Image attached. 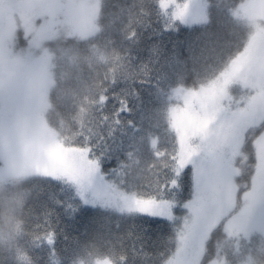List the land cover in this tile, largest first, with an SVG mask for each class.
<instances>
[{"label": "trees", "instance_id": "obj_1", "mask_svg": "<svg viewBox=\"0 0 264 264\" xmlns=\"http://www.w3.org/2000/svg\"><path fill=\"white\" fill-rule=\"evenodd\" d=\"M243 3L208 0L207 23L188 26L179 22L169 28L172 13L168 10L165 15L159 0H100L91 35L72 36L59 27L42 44L52 55L47 124L69 146L79 143L81 128L89 131L93 145L100 142L96 151L104 154L102 172L109 182L129 191H155L156 172L161 181L167 173L151 167L157 161L150 139L159 136L160 148L172 149L165 123L168 97L180 85L192 87L214 78L243 49L254 32L238 15ZM238 90L234 86L233 94ZM102 95L108 101L101 110ZM120 100L127 101L130 112L122 113V123L116 126L111 118ZM104 115L109 121L102 119ZM244 151L248 162L237 161V167L243 168L238 177L242 192L253 173L251 142ZM121 164L127 165L123 177L113 171H119ZM180 184L182 204L192 199L191 168L185 170ZM176 215L181 219L170 223L89 207L70 185L39 175L0 182V264H96L105 260L162 264L176 247V229L186 210L177 208ZM49 232L55 233L54 246L36 239ZM22 256L28 260L22 261ZM214 261L264 264V234L249 241L230 236L222 222L207 240L201 264Z\"/></svg>", "mask_w": 264, "mask_h": 264}, {"label": "snow or ice", "instance_id": "obj_2", "mask_svg": "<svg viewBox=\"0 0 264 264\" xmlns=\"http://www.w3.org/2000/svg\"><path fill=\"white\" fill-rule=\"evenodd\" d=\"M159 5L165 15L175 5L169 28L174 23L186 22L187 5L181 6L177 0H159ZM67 7L71 9L73 5ZM241 12L254 29L243 49L214 78L192 87L180 85L168 97L165 123L172 149H161L159 136L150 139L157 161L151 167L163 168L167 173L161 181L160 173L156 172L155 191H129L115 181L109 182L102 172L104 154L96 151L100 142L94 146L93 135L83 128L78 144L69 146L55 141V149L46 150L31 166L49 179L74 186L86 205L140 213L170 223L181 219L176 209L182 207L186 215L176 229V247L162 264H201L206 242L218 225L223 222L230 236L238 235L250 217L264 210V0H245ZM43 14L42 9L27 18L25 27L32 31L35 16ZM199 22L207 23V16L202 15ZM12 42L11 31L6 37L0 36V51L6 48L10 54ZM234 86H239V95L233 94ZM107 101V95L99 98L101 110ZM120 105L111 118L116 126L122 123L120 115L130 112L126 100H120ZM102 119L107 122L110 117L104 115ZM4 131V120L0 117V137ZM256 132L259 134L253 136ZM250 142L253 173L250 185H243L242 192L238 177L243 175V168L237 167V161L248 162L244 149ZM126 168V164H121L119 171H113L123 177ZM188 168L192 170L193 195L181 204L180 181ZM36 239L54 246L55 233ZM20 259L28 260L26 256ZM97 264H112V261Z\"/></svg>", "mask_w": 264, "mask_h": 264}, {"label": "rangeland", "instance_id": "obj_3", "mask_svg": "<svg viewBox=\"0 0 264 264\" xmlns=\"http://www.w3.org/2000/svg\"><path fill=\"white\" fill-rule=\"evenodd\" d=\"M68 4L73 7L69 9ZM184 5L188 6L186 22H181L184 25L204 24L199 22L202 15L208 20V0H189ZM99 6L100 0H0V36L6 37L11 31L13 39L10 54L6 48L0 51V117L5 127L0 137V182L33 175L46 177L31 167L46 150L55 149V141H59L45 117L53 79L52 55L42 44L59 27L72 36L87 38L96 28ZM42 9L44 14L35 16L33 30L29 31L25 20ZM168 10L173 13L175 5ZM238 15L244 18L242 12ZM258 234H264V210L250 217L238 236L249 241Z\"/></svg>", "mask_w": 264, "mask_h": 264}]
</instances>
